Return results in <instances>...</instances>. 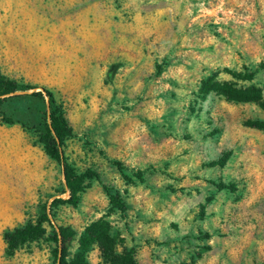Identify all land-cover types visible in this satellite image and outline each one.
Segmentation results:
<instances>
[{
  "label": "rangeland",
  "instance_id": "obj_1",
  "mask_svg": "<svg viewBox=\"0 0 264 264\" xmlns=\"http://www.w3.org/2000/svg\"><path fill=\"white\" fill-rule=\"evenodd\" d=\"M0 74L26 86L0 102V264L53 258L47 224L12 253L4 240L68 194L42 87L70 128L66 162L126 208L95 179L59 204L68 260L105 264L85 232L100 220L136 264H264V127L249 125L264 109L217 91L264 97V0H0Z\"/></svg>",
  "mask_w": 264,
  "mask_h": 264
},
{
  "label": "trees",
  "instance_id": "obj_2",
  "mask_svg": "<svg viewBox=\"0 0 264 264\" xmlns=\"http://www.w3.org/2000/svg\"><path fill=\"white\" fill-rule=\"evenodd\" d=\"M251 76H246L245 79L251 80ZM223 89H218L226 98L234 101H255L261 108L264 109V97L262 89L249 85L244 88L237 89L230 83H223ZM26 86H21L15 81L7 79L0 74V102L4 99L13 96L14 92L25 89ZM32 95L37 97H45L46 106L48 109L46 135L42 138L46 153L58 161L61 166L63 175L62 187L63 192H67L66 198H55L51 203L42 208V213L35 220H29L24 225L15 227L4 234V240L7 244L9 253L14 252L27 241L40 239L44 236L46 230L44 224L51 228L52 236L50 240L54 243L53 258L50 264H88L84 254L76 253L71 260L66 258L65 251V233L64 228L57 226L52 219L53 212L61 203H75L78 194L88 185V181L95 179L102 186L112 210L118 212L125 211V203L121 201L119 193L114 191L110 186L104 184L99 175L93 170L87 169L82 173H76L73 168L66 162L64 152L62 150L63 140L67 135L63 129L70 132L67 122L59 110L53 95L45 88H40L38 91H33ZM250 126L263 128L264 122L254 121L249 123ZM229 153H225L221 161L228 157ZM112 164L117 168L120 176L127 181L129 177L124 173V168L121 163L112 161ZM218 188L232 189L233 186H228L222 182L216 184ZM88 241L95 243L101 253V258L105 264H136L133 252L124 248L121 252L116 251V242L110 235L108 226L103 221L91 223L86 229ZM85 242L83 241V245Z\"/></svg>",
  "mask_w": 264,
  "mask_h": 264
}]
</instances>
